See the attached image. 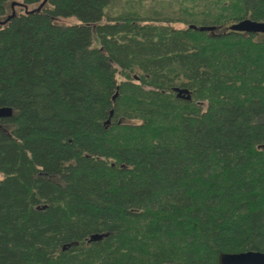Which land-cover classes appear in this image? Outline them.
Here are the masks:
<instances>
[{"label": "trees", "instance_id": "obj_1", "mask_svg": "<svg viewBox=\"0 0 264 264\" xmlns=\"http://www.w3.org/2000/svg\"><path fill=\"white\" fill-rule=\"evenodd\" d=\"M154 1L0 0V264L264 251V0Z\"/></svg>", "mask_w": 264, "mask_h": 264}, {"label": "water", "instance_id": "obj_2", "mask_svg": "<svg viewBox=\"0 0 264 264\" xmlns=\"http://www.w3.org/2000/svg\"><path fill=\"white\" fill-rule=\"evenodd\" d=\"M192 26L196 27L192 24ZM201 30H214L216 25H201ZM228 28L244 32H264V20H258L251 17H245L228 25ZM178 95L190 97L188 88L175 87ZM13 114V107L0 106V117ZM104 233L96 232L90 237V240H96L103 237ZM219 264H264V251L259 249H248L243 251H226L219 255Z\"/></svg>", "mask_w": 264, "mask_h": 264}, {"label": "rangeland", "instance_id": "obj_3", "mask_svg": "<svg viewBox=\"0 0 264 264\" xmlns=\"http://www.w3.org/2000/svg\"><path fill=\"white\" fill-rule=\"evenodd\" d=\"M125 0H123L124 2ZM149 3H151L154 0H146ZM20 3H22V6L25 8V10H28V8L30 9H34V8H38L39 6L37 5V3H32V4H27L25 5L23 2L20 1ZM120 3H118L117 5H119ZM155 5H161L162 8V12H170L172 14L175 13V10H173V8L176 6V4L174 2H171V0H156V2L154 1ZM17 9L20 10V6H17ZM58 22L60 23H64V24H72V23H76L79 22V19L77 18V16H67V17H60L57 19ZM174 26L176 27H183L185 26L184 23L182 22H173L172 23ZM93 45L94 46H99L100 42H99V38L96 34V31H93ZM2 173L0 172V178L2 177Z\"/></svg>", "mask_w": 264, "mask_h": 264}, {"label": "flooded vegetation", "instance_id": "obj_4", "mask_svg": "<svg viewBox=\"0 0 264 264\" xmlns=\"http://www.w3.org/2000/svg\"><path fill=\"white\" fill-rule=\"evenodd\" d=\"M264 33V32H263Z\"/></svg>", "mask_w": 264, "mask_h": 264}]
</instances>
